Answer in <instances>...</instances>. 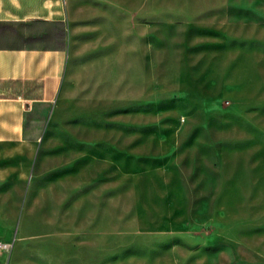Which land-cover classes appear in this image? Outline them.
I'll return each instance as SVG.
<instances>
[{"label":"rangeland","instance_id":"1","mask_svg":"<svg viewBox=\"0 0 264 264\" xmlns=\"http://www.w3.org/2000/svg\"><path fill=\"white\" fill-rule=\"evenodd\" d=\"M108 9L71 28L87 59L25 123L28 173L0 180V264L264 252V0Z\"/></svg>","mask_w":264,"mask_h":264},{"label":"crops","instance_id":"2","mask_svg":"<svg viewBox=\"0 0 264 264\" xmlns=\"http://www.w3.org/2000/svg\"><path fill=\"white\" fill-rule=\"evenodd\" d=\"M115 5L116 0H0V180L28 173L34 144L25 136V123L38 113L53 116L71 69L87 59L71 49V28L95 26V14ZM240 245L246 251L230 250L235 264H264L261 249Z\"/></svg>","mask_w":264,"mask_h":264}]
</instances>
